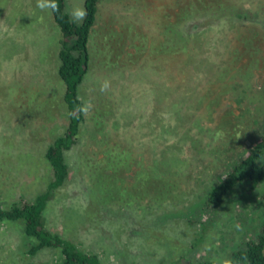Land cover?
Returning a JSON list of instances; mask_svg holds the SVG:
<instances>
[{"label":"rangeland","instance_id":"1","mask_svg":"<svg viewBox=\"0 0 264 264\" xmlns=\"http://www.w3.org/2000/svg\"><path fill=\"white\" fill-rule=\"evenodd\" d=\"M238 1L244 2L241 8L245 16L246 10L256 15L235 17L228 23L214 17L190 24V28L198 24L200 28L216 25L217 29L205 31L203 54L196 56L188 67L194 77L182 80L176 72L184 62L183 53L161 57L159 52L155 57L149 55L150 63L146 61L150 45L165 35L160 24L169 0H100L91 34L90 67L79 86V95L85 104L87 128H95L90 119L97 118V109L108 110L102 114L106 118H97L104 123L107 119V123L100 132L82 133L84 143L68 155L72 175L47 202L43 214L46 228L67 237L82 250L98 253L103 264H194L209 257L221 262L233 250L243 247L244 240L259 233L264 218L260 205L262 183L246 192L254 193L229 199L230 204L211 219L201 216L199 223L193 225L184 221L194 216L193 203L202 200L203 187L212 183L213 169L219 168L237 145L241 151L244 148L241 146L249 144L264 125V10L257 6L259 0ZM48 5L47 0H0V205L3 208L21 197L32 199L46 189L51 176L44 159L45 148L69 121L63 100L64 86L57 72L60 33ZM77 7L84 8V0H65V10L72 20ZM123 26L127 34L124 37ZM143 43L149 48L140 53L139 45ZM138 52L141 55L136 64L121 66L122 71L117 75V67L134 60ZM152 61L164 70L162 76L155 71H144L148 66L145 63L150 66ZM189 69L182 74L191 75ZM139 77L145 82L140 84ZM161 77L167 85L179 83L176 86L179 89L171 97L163 84L156 104L177 115L176 134L185 137L177 150L179 161L173 164L178 171L174 174L178 191L173 190V200L162 203L150 201L149 204L147 199L149 209L140 213L134 207L137 202L131 203L130 198L126 199V205L132 207L126 209L125 202L117 199V204L123 207L109 209L110 191L123 192V176L119 177L122 182L119 185L115 180L110 181L109 172L98 168L84 182L74 180L84 173L82 164L94 163L103 156L100 151L103 147L96 142H101L102 133L108 128L114 130L109 145L120 140L123 131L117 127L130 125V117L125 120L122 113L133 107L134 97L157 84V80L162 83ZM119 92L127 98L115 116V111L110 114L108 104L120 97ZM134 106L136 110L138 104ZM179 113L187 116L186 122L178 119ZM111 121L118 125L115 129L109 126ZM91 135L94 141H90ZM128 184L134 189L132 197L144 203L145 197L136 193L133 180ZM75 188L82 189L81 195ZM204 226L206 229L202 231ZM198 236L202 239L197 240ZM30 243L22 221L0 222V264H49L55 260L53 248L28 255Z\"/></svg>","mask_w":264,"mask_h":264},{"label":"trees","instance_id":"2","mask_svg":"<svg viewBox=\"0 0 264 264\" xmlns=\"http://www.w3.org/2000/svg\"><path fill=\"white\" fill-rule=\"evenodd\" d=\"M47 2L54 23L60 33L57 72L64 86L63 100L68 111L69 121L63 127L62 133L56 135L45 148L44 159L49 166L51 176L46 189L32 199L21 197L8 208H3L0 205V222L22 221L23 232L31 240L26 251L28 255H35L44 248L56 250L54 251L56 253L55 260L49 264H103L98 253L82 250L67 237L46 228L43 216L47 202L54 197L56 190L69 181L72 175L71 164H69L67 157L69 154H74L76 146L84 143L85 138L81 134L86 135L88 131V133L100 132L103 124L107 123V119L104 123L97 121V118L102 116L106 118L107 115L102 114H107L108 110L105 108H103L104 111L97 109V118L90 119L95 128L88 129L84 114L85 104L79 95V86L83 83L90 67V57H92L90 49L91 34L97 19L100 0H84V9H86L87 14L80 23H75L66 12L65 0H47ZM242 3L244 4V2L238 0H169L168 6L164 8V21L162 20L160 24V30H163L165 35H162L161 39L155 43L153 42L154 44H151L150 48L144 43L139 45V51L141 53V51L150 49L147 51L149 54L146 58L149 63L151 60L149 57H155V54L159 52H161V57L182 55L183 53L184 62L178 66L179 72L176 73L182 76V80L192 78V75L194 77V74H191L193 71L188 67L195 62L196 56L203 54L201 46L202 43L205 44L203 41V37L206 35L205 31L215 30L217 26L200 28L197 27L198 24H194L195 28H190V24L197 21L200 24L205 19L213 20L214 17L217 21L228 23L233 21L235 17H246L248 14H253L246 10L245 16L241 8ZM262 3L263 1L259 0L257 6L264 10ZM121 34L122 37L127 35L125 26L121 28ZM140 53H137L134 60L129 59L130 61H126L124 63L126 65H119L116 69L117 75L122 68L121 66L126 68L127 65L136 64L138 57L141 55ZM149 63H145L148 66L144 68V71H155L159 76H162L164 70L161 69L160 65L152 61V65L149 66ZM186 68L189 69L187 72L191 75L182 74ZM165 71L167 74V70ZM168 71L169 73L173 72V70ZM163 78L161 77L162 83L157 80V84L152 86L155 89L154 91L151 90L152 87L147 88L148 90L140 93L139 97H134L133 107L126 108L127 113H122L123 119L126 120L127 116L130 117L128 128L124 124L118 126L116 122L111 121L109 126L113 128L118 126L117 128L123 131V134L119 137L120 140L115 141V145H109L110 141L113 140L114 130L111 129L110 131L108 128L107 132L102 133L101 142H96L102 145L103 150L100 151L103 156L94 163L82 164L84 173L74 180L76 183L78 181L82 183L83 180L87 179V175L90 174L91 176L92 173L98 172V168L109 172L112 176L110 181L115 180V183L119 185H122L119 177L123 176L122 194L114 189L110 191V199L108 195L105 196L107 200L109 199V205H111L108 207L109 209L123 207L117 204L119 203L116 201L117 199L123 203L125 202L126 209L128 206L132 207V204L126 205L128 203L126 199L130 198L131 203L137 202L134 207H137L136 211L140 213L144 209H146L145 211L149 209L147 205L150 204V201L151 203L153 201L162 203L165 200H173L171 196L173 190L178 191L177 182L174 179V174L178 171L173 168V164L179 161L177 150L184 142L185 137L183 135V138H181L176 134L175 129L177 126L174 124L176 122L174 117L177 115L171 109H163L156 104L158 103V92L161 87L165 85L167 95L171 97L179 89L176 87L179 83L177 81L173 85H171L172 83L167 85ZM143 82L145 81L139 77V83ZM119 96L112 99L108 104L110 114L115 111V116L119 114V107L124 105L123 101L127 98L124 93L119 92ZM135 104H138L136 110ZM179 117L182 121L184 119L183 122L187 121L185 114L179 113L178 119ZM161 120H164L167 124H163ZM88 140L89 138H86V141ZM90 141H94L93 135L90 136ZM248 143L241 146L244 147L241 151L237 149L239 148V145H237L233 154H229L230 157L226 156L227 158L225 157L221 161L222 167L213 169L212 183L203 187L200 195L202 200L193 203L195 207L192 214L194 216H188L184 220L186 223L189 225L199 223L198 220L201 216H206L209 219L213 218L212 216L217 215L222 207L230 204L229 199L254 193L246 192L255 190L261 183L263 189L260 205L264 213V125L261 131L254 135ZM98 144L96 143V145ZM137 156H140L139 159H137ZM94 179L95 177H93ZM132 180L134 186H136V188L134 187L136 193H139L141 197H145L144 203L139 201L137 197H132L134 189L128 184ZM81 190V188L76 189L78 195H81ZM113 194H115L114 197ZM145 201L149 204H146ZM205 229L204 226L201 230L204 231ZM198 237L197 240L202 239V236ZM243 245V247L233 250L224 261L218 262L209 257L194 264H264V218L259 233L255 237L244 240Z\"/></svg>","mask_w":264,"mask_h":264},{"label":"clouds","instance_id":"3","mask_svg":"<svg viewBox=\"0 0 264 264\" xmlns=\"http://www.w3.org/2000/svg\"><path fill=\"white\" fill-rule=\"evenodd\" d=\"M86 14V9H84L83 7L75 8L72 13L74 22L82 21L86 17ZM101 90H105V87L102 86Z\"/></svg>","mask_w":264,"mask_h":264},{"label":"crops","instance_id":"4","mask_svg":"<svg viewBox=\"0 0 264 264\" xmlns=\"http://www.w3.org/2000/svg\"><path fill=\"white\" fill-rule=\"evenodd\" d=\"M47 8H50L49 5L47 6ZM50 11H51V10H50ZM52 19H53V16H52ZM53 22H54V20H53ZM19 41H22V40H19Z\"/></svg>","mask_w":264,"mask_h":264}]
</instances>
